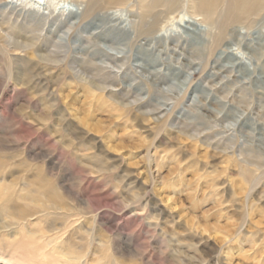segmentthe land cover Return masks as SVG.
<instances>
[{"label": "rangeland", "instance_id": "374dc122", "mask_svg": "<svg viewBox=\"0 0 264 264\" xmlns=\"http://www.w3.org/2000/svg\"><path fill=\"white\" fill-rule=\"evenodd\" d=\"M81 8L0 0V264H264V12L215 44L190 0L154 31L131 0L113 44L59 26ZM31 236L59 258L4 249Z\"/></svg>", "mask_w": 264, "mask_h": 264}, {"label": "bare ground", "instance_id": "6f19581e", "mask_svg": "<svg viewBox=\"0 0 264 264\" xmlns=\"http://www.w3.org/2000/svg\"><path fill=\"white\" fill-rule=\"evenodd\" d=\"M76 1L84 4V8L79 9L77 12L69 13L66 16V18L61 21L59 26H70L69 29L71 30L72 28L71 25H76L78 22L87 21L91 17H98V14L100 12H103L101 16H99L94 21L95 22L94 24L98 26L97 29L100 30V32L96 35L97 39L102 40L103 42H112L114 44L115 42L111 38L112 35L125 36L128 33V29L122 28L121 26L112 25L114 22L119 21L120 17L116 13H110L109 11L113 10L114 8L118 6L126 5L131 0H76ZM181 1L182 0H136L139 6V9L141 10L140 22H141L142 27L148 25L150 31H154L158 29L162 24L163 25L168 24V23L173 24L175 20L174 16L179 11L178 9H179V6L181 5ZM190 1L196 5L197 13L200 16H202V22L206 26L208 27H212L214 25L219 26L218 36L215 41V44H218L219 42L222 41V39L227 35L228 29L230 26L237 25V24H246L247 22L249 23V21H251L252 18L259 16L260 14L264 12V0H190ZM80 6L82 5L80 4ZM48 10L49 12L46 13V15L54 14L52 10L50 9ZM44 14L45 13L43 12V15ZM37 17H39V15L35 16L34 20H37ZM206 32H207V29H206ZM15 46H20L18 49H21L23 47L21 42H16ZM107 46L109 47V45ZM225 48L227 47L225 46ZM99 54L106 57L107 52L101 50ZM141 68L144 71H147L148 65H141ZM244 174L247 176V178H250L251 176L250 172L248 171H244ZM10 188L11 186L8 185L7 191H9ZM26 190L27 189L25 188L22 192H26ZM24 196L25 195H20L17 202L15 203L17 207L16 206L12 207L14 211L21 208L22 205L23 206L27 205L24 203V201L26 200ZM51 197H53L52 200H54V202L52 201L53 204H51L53 206L52 208L55 209L54 214L64 216L63 210L67 208V205L60 201L61 196L58 192V189L57 190L54 189L53 193L51 194ZM8 199L9 198L4 197L1 200V202L6 201ZM8 210L10 211L9 208L7 209V211ZM34 215H30L28 213L27 216L26 215L25 216L20 215V216H21V219L25 220L28 217H32ZM56 219H59V218L50 219V216H46L43 220L39 218L40 223L47 222L45 227L43 228L40 227L39 233L42 235H45L46 229H49V230L52 229V231L59 229L58 227H56L57 226ZM32 236L29 237L28 239L27 237H24L22 240H20V242L16 240L15 242L14 241L9 242L7 243L8 245L4 249L5 250L7 249V251L12 253V255H14L13 253L17 251H21L22 253L21 255L23 254L27 255L28 248L33 247L34 251L33 252L31 251V254L34 257H51V259L52 257L53 259L55 257H58L55 255L46 256L44 253V251L46 250V247L44 246L36 247L35 245L38 242L36 243L33 240ZM66 248L67 249L71 248V241L70 243L68 242L66 244ZM36 263L37 261L33 264H36ZM40 264H50V262H48V260H44V261H41Z\"/></svg>", "mask_w": 264, "mask_h": 264}]
</instances>
